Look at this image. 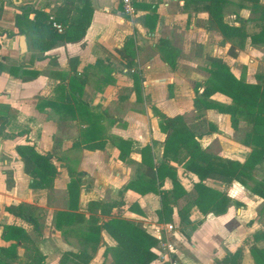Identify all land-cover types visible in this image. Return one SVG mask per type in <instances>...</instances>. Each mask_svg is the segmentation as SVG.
I'll use <instances>...</instances> for the list:
<instances>
[{
  "label": "crops",
  "instance_id": "obj_1",
  "mask_svg": "<svg viewBox=\"0 0 264 264\" xmlns=\"http://www.w3.org/2000/svg\"><path fill=\"white\" fill-rule=\"evenodd\" d=\"M35 2L32 11L27 10L28 19L33 18L34 10H40L49 13L51 20L70 25L84 14L89 26L80 42H60L44 53L33 48L25 34L27 51L22 55L15 13L4 4L0 6V27L7 29L0 34V117L5 119L4 134L0 136V264H26L21 243L1 237L5 226L24 230L44 256L43 264H60L64 253L85 248L92 256L88 264H114L113 251L104 255L106 249L116 248L106 232H101L93 254L88 245L80 243L79 226L56 227L57 213L69 211L67 185L71 180L79 181L77 210L73 212L82 215L84 223L90 217H95L98 224L121 218L155 240L158 232L166 237L164 225L172 224L179 233V237L169 238L175 248L172 257L178 264H226V258L237 249L240 253L236 264H254L250 248L264 247V241L247 240L253 229L248 225L239 227L236 220L244 206L234 208L236 201L263 203L248 188L236 182L206 179L203 183L207 187L229 198L224 214L202 215L196 207H188V196L171 204L170 222L159 223V196L139 195L126 187L137 179L150 178L142 162L143 152L155 166L163 161L165 135L159 128L160 114L180 116L198 136L200 147L211 155L245 161L250 148L243 145V139L251 126L239 120L232 128L228 115L214 110L198 112L193 99L195 88L201 93L211 80V58L223 61L235 78L259 84L257 76L264 77V44H252L251 36L259 30L262 11L253 12L249 0H135V13L128 17L122 14L118 0H89L87 9L83 0H75L71 8L67 0ZM263 2L260 0V7ZM219 20L240 28L244 35L223 36L217 28ZM8 32L13 35L7 36ZM168 50L173 51V65L164 59ZM31 71L37 73L34 78ZM69 79L81 86L80 95L69 98ZM59 86L65 90L71 114L59 109ZM209 101L231 103L219 93ZM77 109L86 113L80 114ZM90 120L105 140L102 149L87 150L79 143ZM120 140L130 143L128 151L121 147ZM24 145L50 155L56 170L51 181L36 191L30 189L33 178L24 172L15 150ZM144 147L149 148L148 153L142 151ZM170 165L180 185L191 193L197 177L181 165ZM261 167L264 162L254 172ZM235 185L247 190L246 197L239 199L237 191L235 195L229 191ZM161 189H172L169 178L164 179ZM91 201L118 204L106 215L99 209L89 213ZM134 204L141 214L128 210ZM6 206H21L22 214L31 221L7 212ZM186 207L188 223L182 230L178 212ZM252 218L255 225L262 217L255 213ZM12 244L16 245L14 251L5 253ZM157 251L156 240L151 248L156 258L150 264H160Z\"/></svg>",
  "mask_w": 264,
  "mask_h": 264
},
{
  "label": "trees",
  "instance_id": "obj_2",
  "mask_svg": "<svg viewBox=\"0 0 264 264\" xmlns=\"http://www.w3.org/2000/svg\"><path fill=\"white\" fill-rule=\"evenodd\" d=\"M70 8L73 7L75 0H67ZM84 1V9L89 8V0ZM253 12L259 10L262 14L259 17V30L251 36L252 44H264V2L259 4L260 0H249ZM261 8V9H260ZM82 13V11H81ZM33 18L28 19L27 13L17 19L18 32L25 35L33 34V48L40 53L47 52L54 48L60 42L77 43L80 42L87 27L89 26V18L82 15V18L74 20L70 25L61 22L65 27L62 33H58L52 26L49 16L43 11L34 10ZM30 24V25H29ZM217 28L225 37L242 36V30L237 27H230L221 22L217 23ZM1 34H4L1 33ZM13 33H7L12 36ZM244 35V34H243ZM163 44L166 45L165 42ZM168 50L164 59L173 65L170 60ZM174 60V59H173ZM211 80L201 93L195 88L196 97L193 99V106L196 111L214 110L216 112L229 116L232 128H236L239 120L245 121L251 126L250 133L246 134L243 139V145L250 148V153L244 162L240 163L235 160L223 159L213 156L203 150L197 142L198 136L192 132L180 116L166 117L160 114V131L165 135L163 147V161L155 166L152 162L146 160V155L142 156V162L147 166L150 178L148 180L137 179L127 185V189L136 191L139 195L153 193L160 198V209L157 211L159 223H168L172 216L171 204L179 198L190 196L188 207H196L202 215L214 214L222 215L227 211L230 200L219 191L207 187L203 181L206 179L216 180L226 184L236 182L244 188H248L249 192L263 201L258 215L264 218V179L255 181L254 168L264 162V77L257 76L259 84H247L233 76L227 65L220 59H209V69ZM36 72L31 71L30 76L34 78ZM69 98L73 95H80L81 86L74 80L69 79ZM60 93L62 99L59 109L64 113L71 114L73 109L69 102L65 103V90L61 86ZM138 91L136 90V93ZM219 93L227 97L231 103L229 105H218L209 101V98ZM81 108H85L81 105ZM82 114L86 113L82 109H77ZM89 128L82 134L80 145L87 150L102 149L105 140L101 136L99 128L93 120L88 121ZM5 119L0 117V136L4 134ZM121 147L129 150L130 143L120 140ZM75 146H79L75 143ZM17 154L23 163V170L26 174L32 176L33 180L29 184L32 191L38 190L43 185L51 181L56 174V170L51 163V156L48 154H39L32 146L24 145L15 148ZM142 151L149 152L148 147H144ZM170 163L181 165L182 168L195 175L198 182L193 185L191 193H187L177 180L175 168ZM165 178H169L172 182L170 191L162 190V184ZM10 184V182H9ZM67 194L69 198V211L58 212L56 217V227L60 224L66 226H79L80 229L77 237L81 244L89 246L94 254L97 251L101 240V232L104 231L116 243V248L112 250L106 249L104 255L108 251H113L114 264H150L155 260V255L151 252V248L156 244V240L145 231L137 228L131 222L121 218H111L98 224L95 217H90L86 223L80 214H75L77 210V202L79 197V181L71 180L67 185ZM118 203H100L91 201L88 204L87 211L93 213L99 209L101 214H109L112 208ZM137 205H131L128 210L131 212L141 211L137 209ZM5 210L11 214L27 219L22 214L21 206H6ZM181 222L188 223L187 207L178 212ZM1 237L4 240H13L19 242L25 249L26 264H43L44 256L40 253L28 234L21 228L13 226H5ZM264 241V237L261 235ZM16 245L12 244L5 253L14 251ZM86 249V248H85ZM78 252H66L60 259V264H88L92 258L86 250ZM240 249L226 258V264H236ZM250 255L254 264H264V247L252 246Z\"/></svg>",
  "mask_w": 264,
  "mask_h": 264
},
{
  "label": "rangeland",
  "instance_id": "obj_3",
  "mask_svg": "<svg viewBox=\"0 0 264 264\" xmlns=\"http://www.w3.org/2000/svg\"><path fill=\"white\" fill-rule=\"evenodd\" d=\"M35 3H36L35 0H27L25 2V4H29L31 6H34L33 4H35ZM35 7H38V4L35 5ZM43 13L47 14L50 17L49 13H46V12H43ZM27 16H28V14H27ZM49 20H51V19L49 18ZM3 32H7V29L0 27V34ZM8 33H12V32H8ZM33 37H34L33 34L29 35V40L31 43H33ZM2 160H3V157L1 156L0 157V164L2 163ZM254 174H255V177H254L255 181H260V180L264 179V167L257 168L255 170ZM229 191L231 193H233L234 195H235V192L237 191L238 193H236V194H239V196H240L239 199L246 197L245 194H247L246 189H243V188L236 186V185L234 186V190L232 188H230ZM239 204L240 205L243 204V206H244V210L242 211L243 213H241V215L238 218H236L239 227L243 228V227H246L247 225L249 227H251L253 229V231H252L253 235H250L247 240H249L253 243H257V242L260 243L262 240L261 235L264 237V218L263 219L262 218L257 219V223L254 225L252 223V221L254 220L252 217H254L255 213L259 212L260 208L263 206V203L258 202V201H250L249 202V200L246 203H244L243 201H242V203H240L239 201H236V203L234 204V208H238L240 206ZM183 224L184 223L180 221L179 227H181L182 230H183V228H185ZM253 225L255 226V228H253ZM179 227H177V228L179 229Z\"/></svg>",
  "mask_w": 264,
  "mask_h": 264
},
{
  "label": "built area",
  "instance_id": "obj_4",
  "mask_svg": "<svg viewBox=\"0 0 264 264\" xmlns=\"http://www.w3.org/2000/svg\"><path fill=\"white\" fill-rule=\"evenodd\" d=\"M118 1L121 7L122 14L124 16L131 17L134 15L135 9L133 4L135 0H118ZM51 26L58 33H62L65 29L64 26L55 22L54 20H51ZM164 231L166 233V237H162L159 232L158 235L156 236L157 247L159 250L156 252L157 258L160 259V264H178L177 261L172 257V255L175 253V248L173 242L169 238L171 236L176 238L179 235V233L172 224L164 225Z\"/></svg>",
  "mask_w": 264,
  "mask_h": 264
},
{
  "label": "water",
  "instance_id": "obj_5",
  "mask_svg": "<svg viewBox=\"0 0 264 264\" xmlns=\"http://www.w3.org/2000/svg\"><path fill=\"white\" fill-rule=\"evenodd\" d=\"M27 0H0V6L4 4L5 7L11 9L15 13V23H17V19L20 17L23 18V15L27 13V10L32 11L33 7L29 4H25ZM15 32L19 33L18 35V48L20 54H25L27 51L26 48V40L25 35L18 32L15 29Z\"/></svg>",
  "mask_w": 264,
  "mask_h": 264
}]
</instances>
